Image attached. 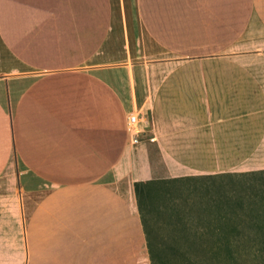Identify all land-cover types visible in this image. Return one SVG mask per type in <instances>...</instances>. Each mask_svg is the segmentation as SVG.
Here are the masks:
<instances>
[{
	"label": "crops",
	"instance_id": "obj_1",
	"mask_svg": "<svg viewBox=\"0 0 264 264\" xmlns=\"http://www.w3.org/2000/svg\"><path fill=\"white\" fill-rule=\"evenodd\" d=\"M262 46L264 0H0V264H139L135 182L264 177Z\"/></svg>",
	"mask_w": 264,
	"mask_h": 264
},
{
	"label": "rangeland",
	"instance_id": "obj_2",
	"mask_svg": "<svg viewBox=\"0 0 264 264\" xmlns=\"http://www.w3.org/2000/svg\"><path fill=\"white\" fill-rule=\"evenodd\" d=\"M261 49L253 50L249 57L264 59V46ZM6 182L14 184L12 180ZM157 189L146 205L149 228L155 238H161L167 244L179 243L181 247L194 241L200 251L210 248L213 242L230 241L245 249L240 264H264V177L186 179L166 183ZM170 215V224L161 225ZM180 223L187 232L172 233ZM219 224L223 226L222 231L216 228L210 233L209 228ZM200 262L227 264L225 259L212 257ZM139 264H150L148 253L147 259Z\"/></svg>",
	"mask_w": 264,
	"mask_h": 264
},
{
	"label": "trees",
	"instance_id": "obj_3",
	"mask_svg": "<svg viewBox=\"0 0 264 264\" xmlns=\"http://www.w3.org/2000/svg\"><path fill=\"white\" fill-rule=\"evenodd\" d=\"M181 180L182 179H155L147 180V182L134 183V189L138 192L136 199L137 209L150 264H201L200 261L206 257L225 259L227 264H240L239 259L245 255L243 254L245 253V249L238 248L230 241H226V243L223 244L222 242H213L214 244L211 245L210 248H202V251H200V247L196 246L194 241H188V243L185 244L186 246L181 247L179 243L174 244L170 242L167 244L163 239L154 237L149 228V220L146 214L147 201L154 195L155 191L158 190L157 188L164 186L166 183ZM171 216L172 215L168 217L167 221L162 222L161 225L164 226L166 223L170 224ZM178 225L180 226L172 229V233L187 232L186 227L182 223ZM219 225L215 228H209V231L212 230L210 233H213L216 228H223L221 224Z\"/></svg>",
	"mask_w": 264,
	"mask_h": 264
},
{
	"label": "built area",
	"instance_id": "obj_4",
	"mask_svg": "<svg viewBox=\"0 0 264 264\" xmlns=\"http://www.w3.org/2000/svg\"><path fill=\"white\" fill-rule=\"evenodd\" d=\"M127 130L128 133L131 135L132 141H136V134H138V119L136 115L132 114L129 115L127 118Z\"/></svg>",
	"mask_w": 264,
	"mask_h": 264
}]
</instances>
